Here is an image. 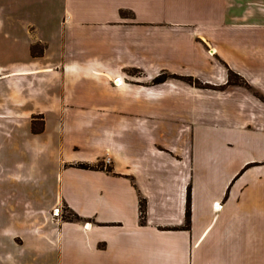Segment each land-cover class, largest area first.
Returning <instances> with one entry per match:
<instances>
[{
	"label": "crops",
	"instance_id": "0c3cea01",
	"mask_svg": "<svg viewBox=\"0 0 264 264\" xmlns=\"http://www.w3.org/2000/svg\"><path fill=\"white\" fill-rule=\"evenodd\" d=\"M153 62L215 87L122 79ZM230 70L242 83L227 84ZM43 114L48 128L34 132ZM210 139L218 151L205 153ZM75 146L88 153L82 159L110 156L120 175L69 174L54 163L55 185L44 171L29 175L39 158ZM0 160V224L14 212L27 228L37 223L20 237L0 228V264H253L252 251L264 252V0H0ZM157 171L165 178L144 184L138 175ZM28 184L42 188L37 197L23 191ZM53 193L94 220L61 229L39 207ZM112 244L120 259L104 258ZM213 253L220 260H209Z\"/></svg>",
	"mask_w": 264,
	"mask_h": 264
},
{
	"label": "rangeland",
	"instance_id": "374dc122",
	"mask_svg": "<svg viewBox=\"0 0 264 264\" xmlns=\"http://www.w3.org/2000/svg\"><path fill=\"white\" fill-rule=\"evenodd\" d=\"M125 15L127 16H130V17H133L134 15L130 12H124ZM48 15L49 13H44V14H39V18L38 20L40 22L43 21V19L47 22L48 21ZM151 16H155L153 14H150ZM155 17H157V19H161L160 15H156ZM50 21V20H49ZM45 32H48L49 33V30H46L44 29ZM17 34L19 36H25L27 37L28 36V32L27 30H24V29H18L16 30ZM29 33L31 34V32L29 31ZM33 34V33H32ZM34 50L36 52L42 50V46L41 45H37L35 46ZM213 54V53H211ZM153 66L151 67L150 70H148L146 67L144 66H136L134 68H126L125 69V75L123 76V80L124 82L126 83H130V84H135V85H139V86H143V87H158V88H164V86L160 85V83L166 81V80H184L186 82H189L191 84H194V85H197L198 87H215V85L213 84H210V83H207V82H203L202 80L198 79V78H195L193 76H183V75H179V74H172L170 72H167V70H164L162 69L158 63H154L153 62ZM163 77V79H161V81H157V77ZM119 78V77H118ZM121 78V77H120ZM192 78V80L190 79ZM242 78L237 74L235 73L234 71L230 70V74H229V80H228V85L229 84H236V83H242ZM113 85H116L115 82H113ZM146 109H148L149 111H151L150 109L152 108H149V107H146ZM44 117L45 115H39V116H35V119L33 121V131L34 132H42L44 130H46L47 127V124L45 123V120H44ZM175 124H185V122H183V120L181 121H174ZM194 123V122H193ZM192 123V124H193ZM191 124V125H192ZM166 127L164 123L162 122H158L157 125H155V127ZM50 128V127H49ZM47 134H49L48 136H52V134H50V132H48ZM161 132L158 131L157 132V150L160 151V152H167L166 148H165V144L164 142L162 141V137H161ZM32 133L30 132L29 133V138L31 137ZM62 136L63 133H62ZM51 138V137H50ZM75 139L77 141H83V136L81 134H76L75 135ZM45 141H49V140H45ZM210 143L208 145V147L206 148L205 150V153H208V150L210 151H213V150H217V148L215 147V144L213 142V139H210L209 140ZM34 142V143H33ZM29 143L30 145L33 143L34 145L37 143V141H33V139H29ZM79 143V142H78ZM176 147H179L177 146V144L175 142H173ZM56 144V143H55ZM45 146H52L51 143H47L45 142ZM55 149L56 146H54ZM67 151V150H66ZM157 151V152H158ZM67 153V154H66ZM88 154V153H87ZM84 153V151H82L80 149V147L78 146H75V147H72L70 148L67 152L63 153V151L60 152V154H56L55 156H51V157H48V156H44L43 158H39L38 159V169H36L35 172H31V174L29 173V175H32V176H36L38 173L40 172H43L45 173L46 175L48 176H45V179H49V176L51 177V180L49 181V185H55L56 183V179H52V175L54 174V168L55 165L54 164H59L57 167H59L60 171L61 172H64V171H68V173L70 174L71 170H91V171H103V172H108V173H112L114 174L115 176H118L120 175L119 173L116 172V167H115V163L113 161V159L110 157V156H106V155H103V154H96V155H93L92 158H88V160L86 159H82V158H85V155H87ZM45 155H46V151H45ZM212 153L209 154V158L208 160L210 162H212V159L213 157H211ZM27 159V158H26ZM138 160V164L140 165H144V166H148L150 163H148L149 161L147 160V158H144L142 155H138L137 159ZM29 161H30V158H29ZM2 161L0 160V164L2 165ZM54 163V164H52ZM159 164V163H157ZM45 167H49V170H47ZM51 168V169H50ZM72 174V173H71ZM140 176V179L142 180V183L146 184L150 181V179H157V180H161V179H164L166 175L165 173H160V172H150V173H140L138 174ZM56 175L53 176V178L55 177ZM71 176V175H70ZM39 182H44L42 181L44 177L43 175L42 176H39ZM42 178V179H41ZM40 182V184H42ZM47 182V181H46ZM46 185V183H44ZM143 185V184H142ZM48 187H51L52 186H48L45 188L44 187V190L43 191H50L51 192V188H48ZM42 188H38V186H34V184H28V186L24 187L23 191H27L30 196L33 195V197H37L36 196V193H38ZM39 190V191H38ZM5 191V190H3ZM57 191V190H56ZM55 191V192H56ZM189 191L191 193V187H189ZM39 195V194H38ZM0 196H3V195H0ZM9 196V195H8ZM47 194V197L46 199H49V202L46 201L47 203L42 205V204H39V207H43L44 209H46L50 214H51V218L53 220H55L56 222H58L60 225H61V229L65 228V226L68 224V223H71V222H81V223H85L87 220L86 219H89V218H86L84 217L83 215H81L80 213H78L70 204L69 202L66 200V199H63L62 197L59 196V193H53L52 196H49ZM146 198L142 195L141 199H140V203L141 201L142 202H146ZM192 200V198H191ZM191 203V202H190ZM218 203V202H217ZM216 203V204H217ZM189 204V203H188ZM216 204H214L216 210H217V207H216ZM37 204H33V203H29L28 205H26V209H25V212L26 214H31L33 213V210H36L37 207H36ZM219 205V204H218ZM191 206V204H190ZM221 207V205H219ZM9 207H12V209H18L17 207L18 206H9ZM146 207H147V203H146ZM21 208L23 209V206H21ZM221 209V208H220ZM140 212H141V206H140ZM190 212H191V215H192V208L190 209ZM141 214V222L144 223L146 220H145V216H146V213L143 215L142 212L140 213ZM19 214L18 213H10V218H8L7 220H4L3 222H1L0 224V228H2V230H4V232H8L10 234H13L15 235L16 237H20V235H18L17 231H20V230H33V231H36V221L32 222L31 225H29L30 228H27V225L31 222H28L27 221H24L22 223V221L19 219L20 217H18ZM28 216H32V215H28ZM34 217L35 219L36 216L34 214ZM92 221L94 220V218H90L89 221ZM28 222V224H27ZM22 224V225H21ZM24 224V226H23ZM41 224V220L38 221V225ZM88 224L86 223V226ZM190 225H191V219L189 220L188 217H187V223L185 226H183V228H190ZM43 229V227H41ZM165 229H176V228H172V227H166ZM36 244V241L35 239H29L27 240L26 242V245H29V248ZM107 249L109 250H105V254H104V258L107 259L108 257H114L116 256L115 260L117 259H120L117 257L116 255V252H113L114 250H118L119 247L115 244H112V246L108 247ZM264 255V252L263 250L261 249H256L254 251H252V253L249 255V258L248 260L251 261V263L255 264L257 261H259V258L261 256ZM218 257H221V256H218L217 254L213 253V254H209V260L212 259L213 260H220Z\"/></svg>",
	"mask_w": 264,
	"mask_h": 264
},
{
	"label": "trees",
	"instance_id": "16d2710c",
	"mask_svg": "<svg viewBox=\"0 0 264 264\" xmlns=\"http://www.w3.org/2000/svg\"><path fill=\"white\" fill-rule=\"evenodd\" d=\"M33 53H36L35 50H33ZM161 79H163V77L159 76V77H157L156 80L160 82ZM190 79L192 80V78H190ZM190 202H191V193L189 191V197H188V203L189 204H188V209H187V217H188L189 220L191 219V212H190V209H191L190 204L191 203ZM140 206H141V212L144 215L146 213V202H142L141 201Z\"/></svg>",
	"mask_w": 264,
	"mask_h": 264
},
{
	"label": "bare ground",
	"instance_id": "6f19581e",
	"mask_svg": "<svg viewBox=\"0 0 264 264\" xmlns=\"http://www.w3.org/2000/svg\"><path fill=\"white\" fill-rule=\"evenodd\" d=\"M116 82H117V84L121 83L119 79H117ZM216 207H217V210H220V208H221L218 204H216Z\"/></svg>",
	"mask_w": 264,
	"mask_h": 264
}]
</instances>
